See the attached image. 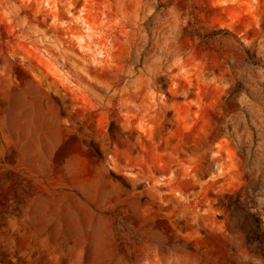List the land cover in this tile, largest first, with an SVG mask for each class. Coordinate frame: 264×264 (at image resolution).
<instances>
[{
  "label": "rangeland",
  "instance_id": "1",
  "mask_svg": "<svg viewBox=\"0 0 264 264\" xmlns=\"http://www.w3.org/2000/svg\"><path fill=\"white\" fill-rule=\"evenodd\" d=\"M0 264H264V0H0Z\"/></svg>",
  "mask_w": 264,
  "mask_h": 264
},
{
  "label": "bare ground",
  "instance_id": "2",
  "mask_svg": "<svg viewBox=\"0 0 264 264\" xmlns=\"http://www.w3.org/2000/svg\"><path fill=\"white\" fill-rule=\"evenodd\" d=\"M85 19H87V18H85ZM85 25H86V24H85ZM88 27H89V26H88ZM88 27H87V28H88ZM87 28H86V29H87ZM106 44H107V43H106ZM104 46H107V45H104ZM104 46H103V47H104ZM102 51H103V50H102ZM101 53H102V52H101ZM104 54H105V53H104ZM227 157H228V156H227ZM222 161H223V160H222ZM222 165H223V164H222ZM226 168H227V167H226ZM188 173H189V172H188ZM194 177H196V176H194ZM141 178H142V177H141ZM172 184H173V183H172ZM169 186H170V185H169ZM158 190H159V189H158ZM147 191H148V189H147ZM152 193H153V192H152ZM186 200H187V199H186Z\"/></svg>",
  "mask_w": 264,
  "mask_h": 264
}]
</instances>
